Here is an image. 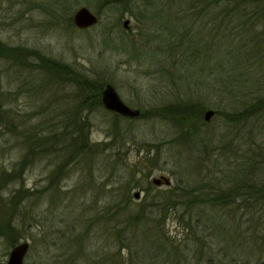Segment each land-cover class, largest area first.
<instances>
[{"label":"rangeland","instance_id":"1","mask_svg":"<svg viewBox=\"0 0 264 264\" xmlns=\"http://www.w3.org/2000/svg\"><path fill=\"white\" fill-rule=\"evenodd\" d=\"M81 5L99 16L96 24L78 28L64 20ZM112 6L102 7L99 0H0V42L27 48L28 62L35 65L25 67L0 55V103L9 118L7 128L5 124L0 128V168L9 170L22 160L29 149V134L34 136V147L41 145L29 155L21 177H12L0 192V223L18 229L15 244L29 242L24 264H89L88 249L114 241V235L106 222L91 224L88 219L108 204L122 201L128 184L134 205L147 206L146 196L165 192L179 174L192 183L202 179L228 184L236 175L264 182V111L239 120L219 114L220 109H242L264 93V36H258L263 39L257 46L253 43L260 41L254 35L246 38L248 49L238 55V63L225 49L226 37L219 35L213 44L208 42V26L202 31L204 42L194 36L198 56L179 62L181 48L170 31L182 27L176 18L180 0H129ZM32 51L68 63L103 80L104 85L111 83L127 105L140 111L178 99L202 100L204 121L205 111L214 110L199 133L206 147L192 150L193 140L180 138L182 129L161 116L117 118L116 112L99 107L89 112L91 141L114 139L115 145H124V152L113 156L104 151L85 163L86 158L72 161L57 178L59 189L48 187V177L60 162L56 155L61 159L67 155L61 134L64 113L75 107L79 96L75 83L44 68L45 60ZM231 83L235 84L231 87ZM54 130L60 133L55 142L61 148L58 153L53 151L56 138L48 136ZM38 136L47 139L36 144ZM162 175L171 184L153 182ZM20 187L28 190L21 200L14 206L4 205ZM215 213L227 228L219 229L218 241L222 246L229 244L231 251L243 252L245 239L239 232L245 238L254 232L260 223L258 215L251 218L244 209L237 215L221 209ZM183 223L179 213L169 214L166 228L180 239L190 237L183 241L193 243L192 232ZM257 240L249 253L264 257L261 235ZM13 246L0 236V263ZM114 247V243L108 245L105 255L114 253Z\"/></svg>","mask_w":264,"mask_h":264},{"label":"trees","instance_id":"2","mask_svg":"<svg viewBox=\"0 0 264 264\" xmlns=\"http://www.w3.org/2000/svg\"><path fill=\"white\" fill-rule=\"evenodd\" d=\"M99 1L103 7L105 5L123 4L129 0ZM178 12L180 15L176 18L182 23V27L178 31H174V33L170 31V33L171 36L177 38L176 47L181 48L179 62L182 59L192 61V58L196 57L199 48L194 45V36L196 35L200 41L204 42L202 31L208 26L207 33L210 37L208 42L213 44L219 35L226 37L228 45L225 49L233 56L234 62H238V55L248 49V41H245L248 36L254 35L252 37L256 39H259L258 36H264V0H180ZM64 20L70 26H75L72 15L68 14ZM262 39L253 45H261ZM25 51L27 48L10 46L0 42V55L14 59L17 64L25 67L35 66L33 62H28L31 56L28 51V53ZM35 55H39L45 60L46 65H42L44 68L46 67L54 74L67 77L78 88L79 102L64 113V129L60 130L61 134H64L66 143L64 148L67 149V155L63 159L56 155L55 159H60V162L57 163L55 170L48 177V187L53 186L57 191L59 189L57 178L61 177L63 167L65 171L67 164L86 158L83 160L85 163L90 160L89 157L92 155L96 156L104 151H109L113 156H118L124 152V145L120 143L115 145L114 139H109L103 143H93L88 135L90 128L89 112L104 107L101 91L105 82L99 78L87 76L68 63L59 62L56 59H47L43 54L36 53ZM181 73L184 74V71L182 70ZM233 84L235 83H231V87ZM261 84L264 87V80ZM205 107L206 105L202 100H190L188 102L178 99L172 103L143 110L139 117L161 116L163 119L172 122L182 129L180 138L189 137L193 140V150V146L206 145V143L204 144L205 139L199 137L202 124L206 123L202 115ZM6 111L7 109H4L0 103V128L4 124L7 128L9 123L8 112ZM261 111H264V93L258 94L242 109L234 111L220 109L219 114L230 120H239L249 118ZM114 116L117 118L125 117L117 113ZM59 134L58 130H54L48 135L50 139L56 138L53 141V151H57V153L61 149L55 143L60 139L57 137ZM46 139V136H38L34 142L37 144V142ZM33 140L34 136L31 133L27 140L29 141L28 152L13 168L9 170L0 168V192L3 185L10 182L12 177H21L29 155L33 156L34 150L35 152L39 150L37 148L41 145L34 147ZM198 141L203 142V144L197 143ZM181 171L187 172L185 168ZM201 180L192 183L187 176L179 174L174 185L169 186L165 192H160V195L152 194L150 198L146 196V201L149 203L147 206L140 203V205H134L130 193L132 186L128 184L125 190L123 189L122 201L115 205L108 204L106 209L96 212L88 219L91 224L106 222L105 224L109 226V233L114 235V241L110 240L97 245L95 249H88L89 264H264V257L252 256L253 252L249 253L248 250L255 244L257 245V239L261 235L263 239L261 245L264 252V182L259 184L257 177H241L240 175H236L228 184L219 181L208 183V180L203 182ZM26 190L24 187L16 189L12 198L4 200L3 204L14 206L18 199L21 200ZM179 205L183 206L184 209L180 210ZM218 209L230 212V215H237V211L239 212L241 209H244V214L258 215V222L260 220V223L254 232L252 231L246 238L241 236L239 232L240 237L245 239L243 252L240 250L231 251L229 244L226 243L222 246L218 241L219 229H221L220 231L227 230L226 222L220 220L215 213ZM178 213L181 221L184 222V229L191 230L193 243L183 241L190 239V237L180 239L179 236L170 234L166 228L169 214ZM17 233L18 229L13 224L0 223V236H5L11 246L19 238ZM113 243L115 244V249H112L114 253H109L106 256V247L108 245L113 246ZM92 245L88 244L90 247Z\"/></svg>","mask_w":264,"mask_h":264},{"label":"water","instance_id":"3","mask_svg":"<svg viewBox=\"0 0 264 264\" xmlns=\"http://www.w3.org/2000/svg\"><path fill=\"white\" fill-rule=\"evenodd\" d=\"M98 20L99 16L86 5L79 6L72 14V21L78 28H88L96 24ZM128 22L129 19H126L124 21V25L127 26ZM101 99L103 106L109 111H114L128 117H136L140 115L141 111L127 105L111 83H106L102 88ZM212 114H214V110L207 109L204 113V119L207 121L212 116ZM153 182L157 185L162 183L171 184L170 178L164 175L160 177H154ZM139 196L140 192L136 191L135 197L138 198ZM28 249V241L18 242L11 248L7 260L0 264H24V258Z\"/></svg>","mask_w":264,"mask_h":264}]
</instances>
